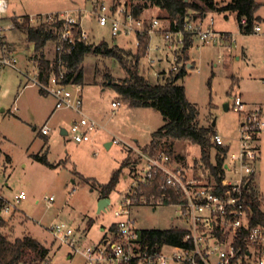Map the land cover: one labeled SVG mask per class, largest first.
<instances>
[{"label":"rangeland","instance_id":"rangeland-1","mask_svg":"<svg viewBox=\"0 0 264 264\" xmlns=\"http://www.w3.org/2000/svg\"><path fill=\"white\" fill-rule=\"evenodd\" d=\"M6 1V12L0 18V55L6 47L14 51L18 62L17 68L5 66L0 70V192L13 199L16 193L24 190L27 198L10 216L3 218L0 230L11 240L30 235L48 247L50 253L41 264H85L80 254L73 253L51 233V225L65 222L75 228L83 245H100L111 233L113 224L120 220L114 211L121 194L132 182L133 164H140L143 145L151 142L164 118L157 109L132 106L118 93L111 81L123 82L128 73L117 59L90 53L80 64L84 71L83 111L102 127L91 133L89 141L76 142L71 134H62V129L69 130L81 115L71 109H55V97L36 82L35 47L28 43L26 33L16 28L12 20L24 22V16H29L30 24L37 26L45 14L69 11L77 18L81 15L83 27L89 34L87 42L99 45L107 41L109 47L135 53L134 35L113 36L111 23L100 25L91 11L95 4L102 2L125 4L130 8L139 0ZM227 1L217 0L220 5ZM258 2L256 13L264 18V0ZM189 13L199 16L192 10ZM164 16L165 12L156 6H150L144 15L149 20L160 18L164 24L151 36L149 57L144 56L139 62V72L152 83L165 81L157 78L155 71L167 68V58L173 59L162 35L167 28ZM211 18L213 29L218 33L216 37L204 41L195 38L186 51L181 48L176 52L180 59L195 64L178 83L186 88L187 98L197 107L199 123L212 125L231 154L239 151L241 124L246 113L258 107L264 113V21L256 24L261 28L259 31L246 33L233 15L225 18L223 13L209 12L204 26ZM55 47L56 44L50 42L43 48L47 58L53 60ZM123 54L130 64L132 57ZM156 54L162 55L164 60L150 66L149 58ZM71 89L75 91V87ZM236 96L242 98L244 111L234 108ZM115 100L121 104L114 111L112 102ZM225 104H229V109H225ZM44 125L50 127L47 135L41 133ZM110 142L111 145H107ZM256 143L260 159L255 165L252 190L257 193L264 210V129L258 134ZM172 149L163 147L158 151L181 156L189 167L198 168L201 150L197 144L176 140ZM38 154L46 155L55 166L36 159ZM126 158L131 164L122 167ZM121 167L119 181L107 196L111 202L105 211L98 213V204L103 198L100 185L109 183ZM50 196L54 199L49 200ZM133 214L142 229L182 225L178 219L171 220V216L179 214L178 209L166 203L155 211L148 205H138ZM90 221L94 223L89 227Z\"/></svg>","mask_w":264,"mask_h":264},{"label":"built area","instance_id":"built-area-1","mask_svg":"<svg viewBox=\"0 0 264 264\" xmlns=\"http://www.w3.org/2000/svg\"><path fill=\"white\" fill-rule=\"evenodd\" d=\"M6 9V0H0V18ZM91 13L100 25L111 23L113 36L134 35L136 48L140 45L139 34L147 29L150 40L145 56L148 57L152 34L164 27L160 18H136L131 7L126 8L125 4L102 2L95 4ZM206 17L187 13L183 27L177 21L171 23L166 19L167 28L162 35L173 59L167 58V68L155 71L157 78L166 80L167 75H175L181 70L191 72L195 68V64L180 59L176 52L184 48L187 39L204 41L218 35L213 29V18L204 26ZM31 20L35 18L31 17ZM41 22L58 24L53 28L58 36L55 49L60 55L69 54L77 41L88 40L89 34L83 27L81 15L77 18L69 11L48 13L40 18ZM241 24H247L246 17L241 18ZM259 30L260 27L255 25L254 31ZM156 47L160 48L159 45ZM13 52L3 47L0 70L5 66L17 68L18 60ZM162 60L164 57L156 54L149 58L150 66ZM64 75L65 72L61 71L48 83L36 82L55 97L56 110L71 109L81 115L72 122L66 134H71L76 142L89 141L91 133L102 126L83 111L82 85L63 83ZM73 87L75 91H72ZM120 104L119 100L112 102L114 111ZM234 108L244 111L245 104L240 96L235 97ZM263 129L262 108L248 111L241 124L239 151L229 154L227 150L222 154L224 176L220 181L208 167L193 169L170 152H140V164H134L132 182L121 194L114 211L120 220L113 224L111 233L100 245H83L75 228L65 222L52 224L50 231L73 253L80 254L85 264H264V226L252 222V207L246 200V191L252 190L255 165L260 159L256 142ZM49 130L50 127L44 125L41 133L47 135ZM213 143L228 147L218 133L214 134ZM229 173H233V177L228 176ZM171 194L177 196L178 201L170 205L179 211L177 216H171V220L178 219L182 224L172 228L185 230L184 238L180 244L156 243L151 248L149 244L143 245L142 228L137 225L134 207L148 205L156 210ZM26 198L24 190L16 193L13 199L0 192V216H10ZM53 199V196L49 197V200Z\"/></svg>","mask_w":264,"mask_h":264},{"label":"trees","instance_id":"trees-1","mask_svg":"<svg viewBox=\"0 0 264 264\" xmlns=\"http://www.w3.org/2000/svg\"><path fill=\"white\" fill-rule=\"evenodd\" d=\"M150 6H156L164 11V18L171 23L177 21L180 27H183L184 18L190 10L198 12L199 16H205L209 12H235L240 29L246 33L254 32V26L263 21L256 14L260 6L258 0H229L222 5L218 4L216 0H139L132 4L131 11L136 18H140ZM242 17L247 18L245 26L241 24ZM24 19V22H20L18 19L12 21L16 28L26 33L28 43L35 47L37 80L40 83H48L52 77H58L61 71H65L63 83L82 84L84 71L80 64L86 55L94 53L114 57L128 73V77L123 82L114 83L111 81L118 93L132 106L157 109L164 118L163 125L153 133L150 144L143 147L142 150L154 154L159 152L160 148L165 147L172 151L173 141L188 140L200 147L201 161L198 168L200 166L208 167L218 181L222 179L224 176L222 154L228 150V147L213 143V136L216 132L212 125L203 126L199 123L197 107L187 98L186 88L178 83V80L182 79L187 72L181 70L179 73L169 76L165 81L156 83L150 82L139 72L140 59L146 55L150 40L147 29L139 34L140 45L135 53L131 50L125 51L109 47L107 41H103L99 45L77 41L69 54L60 55L56 52L51 60L45 56L43 48L50 42L57 43L58 36L53 27L58 24L41 22L37 26H32L29 16H24ZM190 44L191 40L187 39L184 51L189 48ZM119 51L132 57L130 64L124 54ZM213 152H215L214 156ZM176 157L181 158V156ZM35 158L48 166H55L48 161L46 155L38 154L35 155ZM129 163L131 164V160L126 158L122 167ZM122 167L114 172L109 183L100 185L101 197L110 196L114 191ZM86 181L89 182V180ZM93 186L95 187V183ZM246 200L252 207V222L264 226V210L257 193L254 190L246 191ZM176 201L178 199L174 194L165 200L168 205ZM93 223L90 221L89 227ZM2 224H4V219L0 216V225ZM185 234V230L177 228L141 230L142 243L143 245L149 244L150 248L156 243L180 244ZM49 253L50 249L33 236L25 235L11 240L0 230V264H41Z\"/></svg>","mask_w":264,"mask_h":264},{"label":"water","instance_id":"water-1","mask_svg":"<svg viewBox=\"0 0 264 264\" xmlns=\"http://www.w3.org/2000/svg\"><path fill=\"white\" fill-rule=\"evenodd\" d=\"M225 109H229V104H225ZM62 134H66V130H63ZM246 187H247V185H246ZM110 202H111L110 197L101 198L100 202L98 204V213L105 211L108 208Z\"/></svg>","mask_w":264,"mask_h":264},{"label":"crops","instance_id":"crops-1","mask_svg":"<svg viewBox=\"0 0 264 264\" xmlns=\"http://www.w3.org/2000/svg\"><path fill=\"white\" fill-rule=\"evenodd\" d=\"M217 1V0H216ZM7 2V1H6ZM145 13H146V10L144 11V13H143V15L142 16H144L145 15ZM213 13H218V12H213ZM257 14V13H256ZM223 15H224V17L225 18H229L230 16H235L236 18H237V14L235 13V12H231V13H223ZM258 15V14H257ZM259 16V15H258ZM261 17V16H260ZM262 18V17H261ZM263 19V21H264V18H262ZM238 20V19H237ZM258 26V25H257ZM260 27V26H259ZM261 29V28H260ZM227 36H228V34H226ZM225 35V36H226ZM63 130H65L64 128L62 129V131ZM61 131V132H62ZM155 139H157V138H155ZM148 144H150V143H147V144H145V145H143V147H145L146 145H148ZM107 145H111V142L110 143H108ZM134 165V164H133ZM153 211H155L154 209H153Z\"/></svg>","mask_w":264,"mask_h":264}]
</instances>
